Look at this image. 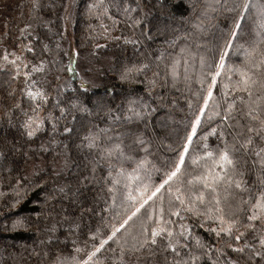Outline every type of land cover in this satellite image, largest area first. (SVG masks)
<instances>
[{
    "label": "snow or ice",
    "instance_id": "6c2138e0",
    "mask_svg": "<svg viewBox=\"0 0 264 264\" xmlns=\"http://www.w3.org/2000/svg\"><path fill=\"white\" fill-rule=\"evenodd\" d=\"M184 3L95 0L88 5L89 13L101 21L106 41H122L137 52L145 41L154 40L153 33H172L167 43L179 47L175 56L166 57L163 51L154 58L141 53L142 60L113 65L110 71L115 78L129 86L119 103L114 95L117 89L109 84L103 85L102 95L89 99V82L83 77V91L74 99L62 98L68 85L60 83L58 73L75 72L72 61L81 55L76 48L64 53L69 64L58 67L61 62L55 56L48 59L44 55L53 50L45 37L35 33L32 23L18 28L19 36L10 45L8 32L0 34V77H5L7 85L0 119L15 129L13 116L18 112L23 117L19 135L28 143V151H22L24 145L15 138L9 139L6 133L0 137V171L9 174L14 193L9 206L15 208L34 189L44 191V205L58 201L46 214H38V218L43 215L45 221H52L43 228L36 225L37 236L44 237L39 245L47 250L33 248L29 259L41 257L40 264L45 260L46 264H264V0H187L184 11L189 15L181 14L180 19L191 31L181 35L174 26V10ZM31 8L38 12L39 0H31ZM112 8L123 21L111 14ZM221 9L231 14V25L209 58L206 51H200L207 45L196 42L199 37L194 34L202 30V17L209 10ZM104 18L111 21V28L103 23ZM121 22L132 30L130 36L112 35ZM178 40L184 43L177 45ZM189 40L196 42V50ZM106 46L96 43L90 56ZM233 56L238 63H228ZM197 57L201 71L196 83L200 87L193 91L190 70ZM92 71L88 67L85 75ZM96 72L104 75L100 69ZM138 85H143V94L137 91ZM185 91L190 93L184 98L191 120L181 142L176 147L167 145L174 158L157 167L149 159L158 147L156 129L168 127L173 119L176 100L169 99L172 93L183 95ZM78 114L96 117L104 126L91 120L85 124ZM45 130L48 141L32 148L30 142ZM57 134L68 140L78 138L76 148L84 153L83 168L76 165L74 184L54 183L48 191L49 180L61 177L74 163L66 151L68 144L57 140ZM211 137H215L214 144L209 143ZM194 138H198L195 144ZM47 145H63L65 150L53 158L49 175H43L45 168L34 163L30 176H11V156L22 154L30 160L29 151L46 153ZM153 173L158 174L157 181L152 179ZM3 181L0 175V184ZM65 201L78 210L77 217L66 214ZM85 202H89L87 206ZM101 202L103 231L100 226L95 231L89 228L91 243L85 241L81 247L73 240L72 252L65 255L55 244L59 240L57 225L67 222L70 234H77L81 229L77 220L99 215L96 206ZM19 228L29 230L26 217L13 220L5 231ZM196 229H203L208 239ZM105 252L111 255L105 256Z\"/></svg>",
    "mask_w": 264,
    "mask_h": 264
},
{
    "label": "trees",
    "instance_id": "16d2710c",
    "mask_svg": "<svg viewBox=\"0 0 264 264\" xmlns=\"http://www.w3.org/2000/svg\"><path fill=\"white\" fill-rule=\"evenodd\" d=\"M95 0H39L40 8L38 12L33 11L31 8V0H0V34L5 31L8 32L7 44L10 45L16 37L19 36L18 28L24 27L25 23H32L35 29V33L40 34L45 37L44 42L48 43L50 48L53 50L51 54H44L46 58L52 59L53 56L60 61L58 67H64L69 64V57L64 53L69 52L72 48H76L80 54H84V60L82 62V74L79 72H69L64 71L58 73L61 76L60 83L62 85L67 84L68 87L64 88L62 92V98L67 100L68 98H75L79 92L83 91L80 87V80L83 77L87 80L85 75V69L95 66L100 69L104 75H100L95 72L91 77L100 76V82L98 85L86 86L89 90L86 96L91 99L97 95H102L104 92L103 85L109 84L114 85L117 91L114 95L117 97L116 102L119 103L120 95L129 86L127 84L122 85L119 80L115 78L114 72L110 71L113 65L119 67V65L125 62H136L144 59L141 53H150L153 58L160 55L163 51L166 57L175 56L179 52V47L172 48L169 47L167 41L173 38L172 33L154 35V40L145 41L144 44L140 46L139 51L134 52L131 46H124L122 41L116 42L111 39L105 40L101 35L103 29L100 28V22L95 16L91 15L88 10V5L94 3ZM110 0H105V3H109ZM114 2V0H113ZM143 2H149V0H143ZM173 3H178L179 0H172ZM203 3L204 0H199ZM187 6V0H185L184 5L179 9L174 10L177 17L174 22V26L180 28V33L183 34L185 31H191L190 25L184 24L180 17L181 14L188 16L189 12L184 11ZM155 11V10H154ZM111 14L116 16L118 20L123 21V18L118 16L115 8L111 9ZM230 13L224 12L222 9L218 12H212L209 10L205 17H202L203 24L202 30L196 32L194 35L198 36L199 39L196 41L201 45H207V48H201L200 51H206L209 58L213 56L216 50V45L221 43L220 36L226 31L231 25ZM34 16H38L39 19H33ZM42 21V22H41ZM47 23V27H45ZM103 23L111 28V21L106 18L103 19ZM7 25V28H5ZM50 29V30H49ZM28 31H32L29 29ZM34 33V34H35ZM132 30L127 26V24L121 22L116 25V30L112 31V35H127L130 36ZM24 43H28V40H24ZM192 40L187 41L191 44L193 50L195 49V43ZM107 44L106 47L97 49V55L95 57L90 56V52L93 50L94 45ZM120 47H117V44ZM183 40H178L177 45H182ZM57 44L60 45L57 48ZM11 51V47H9ZM37 52L39 53V46L37 47ZM26 55H31L27 54ZM239 62L238 57H231L228 59V63ZM182 70V69H181ZM191 75L193 77V91L198 89L200 85L196 83V76L201 71L199 58L197 57L195 63L191 67ZM90 74V73H89ZM87 76V75H86ZM5 77H0V117L3 116V105L5 103L4 97L6 93L4 89L7 87L3 83ZM50 80H53V75L49 76ZM53 83L55 81L53 80ZM137 91L143 94V85L135 86ZM76 89V92H73ZM18 95V93H17ZM185 96H190L187 91L183 95L177 92H173L169 99L175 98L176 105L173 109L172 115L173 119L169 121L168 127H158L156 129L155 144L158 147H154L153 156L149 159L156 164L157 167H161L166 161L174 158V153L171 152L167 145L171 144L172 147H176L179 144L180 137L184 135L185 129L191 120V112L187 107ZM83 98V97H82ZM87 102V101H86ZM11 103V100L7 101ZM91 107V104H89ZM58 115V113H57ZM23 117L17 112L13 116V120L17 123V128L10 129L6 119H0V137H3L5 133L9 139L18 140L20 144L24 147L22 151H28V143H25L26 138L21 137L19 132L22 129L19 128V122ZM78 119H81L85 124L90 120L94 123L100 124L101 127L104 126L96 117H88L87 115L78 114ZM62 130V129H61ZM57 140H64V143L68 144V149L66 150L68 154L73 158L74 163L72 167L66 170V172L59 178H53L49 180L48 191L51 190V186L61 183H75V173L78 171L76 165L79 164L83 168V155L77 148L76 144L79 143L78 138H73L72 140L65 139L63 136L57 134ZM49 139V132L45 130L44 133L38 134L37 138L31 141V147L37 148L41 142H46ZM198 138H194L195 141ZM215 137L209 139L210 144H214ZM49 151L39 155H34L29 151V156L32 157L30 160H26L22 154H15L10 157L9 166L12 167L11 176L13 178L20 176H30L33 171V164H39L41 167L45 168L43 175H49L52 170V161L58 152H64L63 145H47ZM86 152V150H85ZM0 175L4 176V181L0 184V192L4 195L0 196V264H40L41 257L31 256L29 259V254L33 248L37 251H41L43 246L39 245L40 239L43 236L38 237L36 233V225L39 223L40 228H43L46 223H52L51 219L45 221L43 215L46 214L52 207L53 204L58 203V201L49 202L46 206L44 205L43 196L44 191L41 189H34L30 191L27 197L20 201L15 208H11L9 205L13 200L14 193L9 186L8 173L0 171ZM152 179L157 181L158 174L153 173ZM26 183V181H25ZM12 184H15V179L12 180ZM93 194V190L90 188L89 197ZM35 201V203H34ZM86 206L89 202H85ZM65 207L68 208V215L72 217L78 216V210L70 206L68 201L64 202ZM103 207L101 202L96 206V212L99 215L88 214L83 217V221L77 220L81 223V229L77 230V234L72 235L69 232V226L67 222L61 225H57L58 231L55 233L59 240L55 242L56 247L63 250L65 255L72 252L73 240H78L79 246L83 247L85 241L91 243L89 237V228L93 231L96 230L98 226L101 227L103 231L101 218L105 215L100 213V208ZM57 211L59 209L57 208ZM18 217H26L27 223L30 225L29 230L25 231L24 228H19L17 230L5 231V228H10L13 220ZM59 219V217H57ZM196 232L203 238L208 239V234L204 232L203 229H196ZM114 246V245H113ZM47 250V249H43ZM118 254V253H117ZM105 256H110L111 253H104ZM135 258H133L134 260ZM46 264V260H45Z\"/></svg>",
    "mask_w": 264,
    "mask_h": 264
},
{
    "label": "rangeland",
    "instance_id": "374dc122",
    "mask_svg": "<svg viewBox=\"0 0 264 264\" xmlns=\"http://www.w3.org/2000/svg\"><path fill=\"white\" fill-rule=\"evenodd\" d=\"M84 54H81L80 55V57H78V58H75L73 61H72V67L73 68H75V72L77 73V72H79L80 74H82L83 72H82V70H83V68H82V62L81 61H83L84 59ZM87 67H89V66H87ZM96 67H98V66H95L94 68H93V71L90 73V74H87V76L86 75H84V77L87 79V81L89 82L86 86H96V85H98L99 84V82H100V76H98V77H96V76H94V77H91V76H93L94 74H95V72H96ZM70 72V71H69Z\"/></svg>",
    "mask_w": 264,
    "mask_h": 264
}]
</instances>
